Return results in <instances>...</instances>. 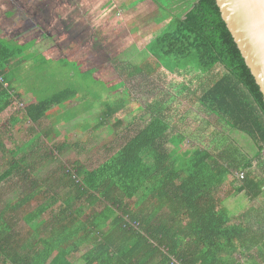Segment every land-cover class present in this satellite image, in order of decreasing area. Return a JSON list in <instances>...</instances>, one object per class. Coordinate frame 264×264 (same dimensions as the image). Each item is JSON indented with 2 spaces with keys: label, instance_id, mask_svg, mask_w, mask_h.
<instances>
[{
  "label": "trees",
  "instance_id": "1",
  "mask_svg": "<svg viewBox=\"0 0 264 264\" xmlns=\"http://www.w3.org/2000/svg\"><path fill=\"white\" fill-rule=\"evenodd\" d=\"M163 5H157L161 18L154 15L148 23H167L144 45L148 56L129 73L143 72L164 84L163 77L194 72L180 83L179 96L198 101L229 129L247 135L256 147L254 155L236 145L223 147L225 142L215 147L218 152L184 148L166 99L159 97L144 108L133 102L150 118L114 153L92 168L76 162L70 173L61 167L58 183L41 186L28 164L36 156L31 147L38 144L32 141L39 134L28 143L10 137L7 142L3 127L22 132L27 122L37 123L73 101L90 108L94 102L87 97L93 90L95 97L101 95L103 84L105 95L127 89L124 80L105 81L96 66L86 70L84 60L62 58L59 66L71 67L72 73L64 74L70 80L58 84L54 79L57 87L45 89L41 84L30 93L48 94L24 104L20 100L29 92L15 91L7 74L11 59L24 60L23 50L0 39V75L7 83H0V159L6 165L3 169L0 163V264H264V212L251 206L233 213L219 192L223 184L236 182L235 193L261 198L264 204L263 95L215 0H191L183 13ZM134 39L141 40L136 33ZM129 73L120 70L124 78ZM25 88L29 91L26 83ZM154 88L164 90L163 85ZM102 105L101 118L111 120L124 101ZM7 108L11 111L6 119ZM6 192L14 196L3 201ZM31 201L34 208L22 214L23 205L29 207ZM21 220L27 225L22 233L17 230Z\"/></svg>",
  "mask_w": 264,
  "mask_h": 264
},
{
  "label": "rangeland",
  "instance_id": "2",
  "mask_svg": "<svg viewBox=\"0 0 264 264\" xmlns=\"http://www.w3.org/2000/svg\"><path fill=\"white\" fill-rule=\"evenodd\" d=\"M12 1L11 4L15 6L20 4L19 0ZM126 1L121 0L120 3ZM53 2L54 0L51 1V3ZM156 2L154 4L151 0H134L131 3H124L122 5L124 10L117 9L118 5H116L114 8L117 10L108 13L109 16L112 15L109 21L105 17H95V14L91 13L92 17L87 27L84 25L77 27L75 24L70 25L69 22H66L59 29L54 26L50 27L46 39L55 38L58 40L61 36L59 31L63 32L61 33L63 36L68 35L69 39L60 42L55 47H52L54 45L53 40L49 45L44 46V51L47 47L44 52L46 57L55 58L56 65L52 66V62L48 60L44 63L41 62V67L39 63V68L34 62H31L32 66L30 64L25 66V72L22 76L26 79V84L36 86L38 89H40L41 84L43 85L41 89L52 88L57 87L54 79L58 84H62L63 81L66 84L70 80L67 79L68 76L72 73L69 65L66 64L67 68L64 64L59 66L57 61L62 57L64 59H78L81 57L86 59V61L84 60L85 66H96L98 68L96 69L97 74H100L105 81L116 84L124 80V87L127 89L126 92L121 88H116L108 91L105 95L106 89L104 88L105 84H103L101 95L97 93V97H95V90H93L92 93L95 96L90 94L87 97L88 100L94 102V105L90 108L78 101L71 102L58 108V110H54L49 117L41 118L37 123L27 122L22 132H16L14 129L7 130L6 126L3 127L1 135L2 139H6V141L10 137L14 141L28 143L35 133L39 134L37 139L32 141L35 143L38 141V144L32 145V147L30 145L33 148L32 153H35L36 156L34 159L28 160V164L34 167L31 177L38 181L41 186L46 187L48 182L52 185L58 183L61 177L59 172L62 169L61 167L64 171L70 173L73 172L76 162L84 164L87 168H92L108 155L114 153L127 136L133 135L135 130L144 126L150 118L148 112L137 111V106L133 102L144 108L147 103L152 104V100L155 102L156 98L159 97L166 99L165 105L170 108L175 131L184 139V148L208 147L216 151L215 147L219 146L218 143L225 142L223 147L236 145L237 148L242 150V153L250 155L249 150L253 149H251V146L254 144L247 135L229 129L227 124L218 119L198 101L193 103L188 96H179L180 83L184 84L188 79L190 80L195 74L194 72L186 71L185 77L174 75L173 78H166L162 76L165 79L164 84L159 80L153 82L152 78L146 76L143 72L138 74L129 73L130 70L132 71L133 65H138L145 59L147 51L144 45L152 40L155 34L167 23V20H163L158 24L148 23L154 15L161 18L163 13L157 9V5L160 6L163 2V6L170 12L183 13L191 0H156ZM113 16H115L114 19ZM22 17L24 18L25 15ZM44 19L49 20L47 15L44 16ZM34 20L36 21V19ZM46 24H49V22L47 21ZM135 33L141 39L137 43L134 39ZM75 36H77L76 39ZM75 40L77 43H79L78 41H86L87 49L78 52ZM121 69L129 73L125 75L126 78L120 75ZM216 70H222V67L218 66ZM64 74L69 75L64 76ZM74 84H79L78 79H75ZM153 85L156 87L163 85L164 90L155 89ZM89 86L90 83L88 88ZM43 92L48 94L49 91L39 90L30 93V96L33 95L31 96L33 99L39 98L44 95ZM104 98L110 100V102H117L121 98L124 101L123 107L111 120L110 118H101L103 112L102 102L106 101ZM67 110H71V112ZM5 113L8 117V112ZM3 117H6V115ZM1 122H4V120ZM53 145H62V147L60 150H56ZM0 163L1 168L4 169L6 167L4 161L0 159ZM228 179L230 180V177ZM236 184V182L233 184L225 183L219 191L220 196L224 198V204L231 212H243L251 206L253 209L260 208L264 212L263 200L261 198L249 200L243 192L235 193L234 187ZM6 189L8 190V188ZM1 196L2 200L6 201L14 194L13 192H6ZM34 205V201H31L29 207L23 205L22 214L33 209ZM253 213L255 211L252 210L251 214ZM254 227H257V225ZM26 228L25 221L21 220L17 230L22 233ZM236 257L239 258L238 255ZM240 259L243 260L244 258L240 257ZM76 264L81 263L77 261Z\"/></svg>",
  "mask_w": 264,
  "mask_h": 264
},
{
  "label": "crops",
  "instance_id": "3",
  "mask_svg": "<svg viewBox=\"0 0 264 264\" xmlns=\"http://www.w3.org/2000/svg\"><path fill=\"white\" fill-rule=\"evenodd\" d=\"M19 1L20 4L15 6L14 4H11L13 3L12 0H0V39L5 42L14 41L21 45L23 50L21 57H23L24 60L19 61L17 58L11 59L8 64L7 74L9 77H11L12 85L15 91L24 90L29 92L23 96L22 100H20L24 104L25 102L27 104L32 100L30 91L37 90L38 88L29 84V91H27L25 88L26 79L22 76V74L25 72V66L28 64L32 66L31 62H34L39 68V66L41 67L39 63L42 59L51 61V65L55 66V58L46 57L44 52L47 50V47L44 51V46L49 45L52 40V43H54L52 47H55L57 44L59 45L60 42L69 40L68 35L63 36L61 34L63 33L62 31H59V35L61 36L58 40L55 38L46 39L50 27L54 26L56 29H59L66 22H69L70 25L75 24L77 27L79 25H84L87 27L92 17L91 13H94L95 17H105V19L109 21L112 15L109 16L108 13H113V11L117 9L124 10L122 5L124 3H128L130 0L122 3H120L121 0H54L53 3H51L53 0ZM152 1L153 0H151V2ZM116 5H118L117 9L114 8ZM23 15H25L24 18L22 17ZM45 15L48 16L49 20L44 19ZM114 17L115 16L112 18L114 19ZM34 19H36V21ZM47 21L49 24H46ZM71 38L73 37L71 36ZM76 38L77 36H75V39ZM78 42L79 43L76 42L78 52L87 49L85 44L86 41ZM135 42L137 43V41ZM62 58L57 61V64H60V60ZM78 59L86 61V59L81 57ZM88 68L90 67L85 66L86 70ZM74 102L76 101H73L72 103ZM6 111L9 115L11 110L10 108H7ZM57 114L59 115V113ZM251 149L252 150H249L250 155L248 156L254 155L256 150L255 145L251 146Z\"/></svg>",
  "mask_w": 264,
  "mask_h": 264
},
{
  "label": "water",
  "instance_id": "4",
  "mask_svg": "<svg viewBox=\"0 0 264 264\" xmlns=\"http://www.w3.org/2000/svg\"><path fill=\"white\" fill-rule=\"evenodd\" d=\"M264 100V0H215Z\"/></svg>",
  "mask_w": 264,
  "mask_h": 264
},
{
  "label": "built area",
  "instance_id": "5",
  "mask_svg": "<svg viewBox=\"0 0 264 264\" xmlns=\"http://www.w3.org/2000/svg\"><path fill=\"white\" fill-rule=\"evenodd\" d=\"M0 83H1L4 87L7 86V83L3 80V78H2L1 75H0ZM19 105L21 106L22 103H19ZM239 177L242 178V177H243V174H240Z\"/></svg>",
  "mask_w": 264,
  "mask_h": 264
}]
</instances>
